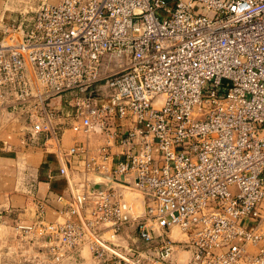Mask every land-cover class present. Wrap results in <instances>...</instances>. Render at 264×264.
I'll return each mask as SVG.
<instances>
[{"label": "built area", "instance_id": "built-area-1", "mask_svg": "<svg viewBox=\"0 0 264 264\" xmlns=\"http://www.w3.org/2000/svg\"><path fill=\"white\" fill-rule=\"evenodd\" d=\"M0 29V114L32 138L58 142L68 117L102 139L66 152L85 155L82 182L60 167L67 218L19 226L44 238V264L84 247L175 264L173 228L190 264H264V0H44ZM67 92L65 113L52 99ZM128 226L149 247L117 243Z\"/></svg>", "mask_w": 264, "mask_h": 264}, {"label": "crops", "instance_id": "crops-1", "mask_svg": "<svg viewBox=\"0 0 264 264\" xmlns=\"http://www.w3.org/2000/svg\"><path fill=\"white\" fill-rule=\"evenodd\" d=\"M28 14L26 9L22 10L19 0H0V21L5 22V25L8 26L11 21L22 20ZM73 95L74 92H67L56 96L52 99V105L62 108L65 113L71 112L74 110ZM23 119L12 111L0 114V228L34 226L40 218V210L46 222L66 219L65 201L57 200L59 195L69 197V181L60 172L62 162L70 160L68 167L73 172V181L82 182L85 179V155L68 157L66 152L74 146H84L89 151H96L102 143L98 133L84 134L73 130L70 125L73 120L68 117L59 119L63 125L59 131L58 142L43 133L32 138ZM125 197L136 206L137 212H143L145 206L141 194L130 192L126 193ZM178 235L175 228L169 232L170 238L174 242L177 241L172 262L190 264L192 251L180 249L183 245ZM182 236L184 239V234ZM116 242L126 247H149L139 238L136 228L132 226L125 227ZM157 244L156 240L155 245ZM63 264L98 262L93 258L90 249L84 247Z\"/></svg>", "mask_w": 264, "mask_h": 264}, {"label": "rangeland", "instance_id": "rangeland-1", "mask_svg": "<svg viewBox=\"0 0 264 264\" xmlns=\"http://www.w3.org/2000/svg\"><path fill=\"white\" fill-rule=\"evenodd\" d=\"M22 10L29 12L26 18H30L33 11L44 0H19ZM48 2H56V0H47ZM25 8V9H24ZM17 22H8L10 24H19ZM0 24L5 25V22L0 21ZM8 25V26H9ZM1 31V29H0ZM175 232L179 233L178 239L181 240V250L188 249L184 246L182 232L175 228ZM175 239V237L173 236ZM44 238L37 236L33 232H26L18 226L11 229L0 228V264H44L43 253L45 246H43ZM177 242V241H176Z\"/></svg>", "mask_w": 264, "mask_h": 264}, {"label": "water", "instance_id": "water-1", "mask_svg": "<svg viewBox=\"0 0 264 264\" xmlns=\"http://www.w3.org/2000/svg\"><path fill=\"white\" fill-rule=\"evenodd\" d=\"M135 243H136V241H135ZM136 244H138V242Z\"/></svg>", "mask_w": 264, "mask_h": 264}]
</instances>
